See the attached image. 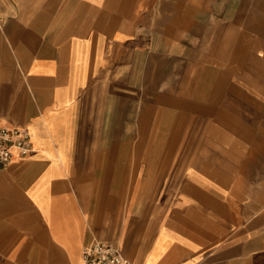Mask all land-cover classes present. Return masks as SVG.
Masks as SVG:
<instances>
[{"label": "crops", "instance_id": "1", "mask_svg": "<svg viewBox=\"0 0 264 264\" xmlns=\"http://www.w3.org/2000/svg\"><path fill=\"white\" fill-rule=\"evenodd\" d=\"M0 264H264V0H0Z\"/></svg>", "mask_w": 264, "mask_h": 264}, {"label": "built area", "instance_id": "2", "mask_svg": "<svg viewBox=\"0 0 264 264\" xmlns=\"http://www.w3.org/2000/svg\"><path fill=\"white\" fill-rule=\"evenodd\" d=\"M33 151L31 134L23 127H0V170L8 168L16 157ZM83 264H135L123 256L115 243L94 241L83 251Z\"/></svg>", "mask_w": 264, "mask_h": 264}]
</instances>
